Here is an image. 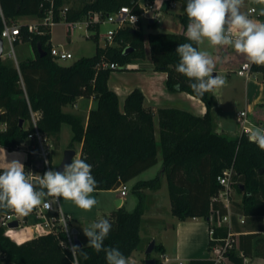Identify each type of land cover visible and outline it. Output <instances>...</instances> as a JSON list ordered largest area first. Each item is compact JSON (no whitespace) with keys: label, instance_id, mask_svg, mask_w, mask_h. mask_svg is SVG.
<instances>
[{"label":"trees","instance_id":"obj_1","mask_svg":"<svg viewBox=\"0 0 264 264\" xmlns=\"http://www.w3.org/2000/svg\"><path fill=\"white\" fill-rule=\"evenodd\" d=\"M176 1L186 3V0ZM0 3L7 21L19 16L43 18L48 6L45 0H0ZM124 6L139 16L143 14L140 0H82L79 7L67 6L65 0H56L54 20L56 24L63 21L59 16L60 10L66 12L64 20L72 22L92 12L106 16ZM260 18L264 22V16L260 15ZM182 22L185 30L179 34H145L138 25L123 28L114 37L115 45H98L94 56L70 66L59 64L52 55V28L40 25V32H43L40 34L30 33L28 25H22L20 40L32 43L36 58L17 65L13 60L0 57V123L7 125L6 130L0 131V146L9 151L23 148L27 152L26 175L37 161L39 149L36 139L29 138L35 134L32 114L37 117V130L48 135L52 145L60 141L65 124L71 127L73 137L69 149L74 150L77 144H82L80 158L92 165L97 191L119 189L155 166L161 154L163 167L160 174L154 179L138 182L133 188L138 201L136 208L130 212L122 206L101 218L112 223L104 245L118 248L127 260L135 252L144 250L140 231L150 204L146 191L158 190L164 177L168 181L172 215L180 221L197 217L207 220L212 199L221 190L217 178L233 166L237 177L241 178L238 190L243 195L242 213L247 218L264 216V151L250 143L247 137L216 133L213 116L216 99L212 91L197 95L190 87L193 81L176 71L179 56L175 50L180 43L189 42L185 37L187 15L182 16ZM149 26L155 28L157 23ZM3 28L0 18V35ZM90 38L98 41L99 36L96 33ZM39 45L46 53L44 56L38 51ZM147 45L155 71L167 74V88L171 92L191 94L202 100L207 108L204 117L176 108L159 109V141L154 111L145 106L142 91H132L121 108L118 95L108 85L112 72L121 69L104 67L114 64L126 70L127 65L146 60ZM194 46L199 49V45ZM252 73H261L264 79V65L252 64ZM176 84H179V90L174 87ZM79 98H94L96 101L86 126L81 116L64 112L65 107L75 104ZM252 117L264 122V114L261 117L252 114ZM214 208L226 212L221 203H215ZM13 213L10 209H0V215ZM5 232L6 229L0 226V264H73L70 250L60 245V241L66 238L60 229L57 233L39 236L21 245L8 238ZM216 236L225 237V230H218ZM87 244L81 248L88 258L78 256L75 264H107L105 253H97ZM213 245L209 243V251ZM156 250L162 251L161 244H156ZM253 256L264 257V238L257 234H240L239 248L234 245L229 253L230 261L244 264L245 258ZM190 264L212 262L209 259L192 260Z\"/></svg>","mask_w":264,"mask_h":264},{"label":"crops","instance_id":"obj_2","mask_svg":"<svg viewBox=\"0 0 264 264\" xmlns=\"http://www.w3.org/2000/svg\"><path fill=\"white\" fill-rule=\"evenodd\" d=\"M162 0H160V3ZM175 5L171 7L169 1H166L164 7L157 10L154 14V19L162 17L163 27L168 32L172 33H182L185 30L184 24L182 22V16H185L186 13L184 8L186 7V3L182 1L174 0ZM1 4V3H0ZM65 5L72 6V7H79L82 5V0H65ZM141 6V4H140ZM264 7V5H260L256 3V0H244V4L241 7V12L248 15L249 18L263 22L260 18L259 11ZM3 9V8H2ZM254 10V12L252 11ZM165 11V12H162ZM22 19H32V21H25L20 23L19 20ZM42 18L38 16H19L15 19H12L10 22H14L20 26L22 25H35L41 21ZM150 21V20H149ZM154 22V23H155ZM150 24V23H149ZM156 28V27H155ZM161 33V32H157ZM100 38V37H99ZM4 40V39H3ZM5 41V40H4ZM207 41V40H205ZM204 41V42H205ZM24 43H31L28 41H23ZM204 42L199 44V50L203 51ZM51 45L52 49L55 46L52 41V32H51ZM103 47V46H102ZM213 49V59L215 60L217 57L219 58L216 62V67L214 72L217 75H228L231 73H236L239 77L246 79V97L248 99L245 109L251 112V114H258V117L264 114V87L261 84L253 83L250 81V77L240 76L238 71L241 69L243 63L249 62L247 57L237 53L232 46H217L212 47ZM148 52V58L144 61H138L126 66L125 69L113 71L108 85L110 90L115 92L119 99L121 108L124 106V102L126 98L131 94L132 91L135 89H139L145 96V106L148 108L153 109L155 114V126H156V138L160 140L159 134V120L157 111L161 108H176L181 109L183 111L189 112L197 117H204L206 114L207 108L204 102L191 94L186 92H171L166 85L167 82V74L164 72H157L154 69V65L150 58V49L149 46H146ZM31 54L30 56H23L21 59L16 58V64L18 65L19 62L32 60L36 58V50L31 43L30 46ZM4 51V49H3ZM2 60H7L6 56L2 55ZM254 73H251V75ZM264 83V79H263ZM250 85L254 86V90L252 93L250 92ZM213 95L216 99V106L213 109V116H214V124H215V131L218 134H225L230 136L226 133L223 128L222 118L219 115V110L223 106V100L220 98V93H216V89L212 91ZM237 105V103H235ZM96 101L94 98H79L75 104L72 105V113L75 115H80L85 123V126L88 121L89 112L91 109L95 108ZM241 110V111H243ZM25 127H28V124H25ZM7 125L0 123V131L6 130ZM63 128V127H62ZM71 128V127H70ZM72 130V129H71ZM239 130V127H238ZM62 131V130H61ZM240 131L236 136L230 137H237L239 136ZM73 137V131H72ZM51 139V138H50ZM52 143V141H51ZM53 146V145H52ZM76 157H81V150L82 144H77L75 146ZM12 159H18L25 167L26 162L28 161V154L22 148L16 151H9L7 148L0 146V169H4L7 165V162L11 161ZM60 165V164H59ZM58 165V166H59ZM57 166V167H58ZM163 167V159L161 154H159L158 163L153 166L152 168L148 169L147 171L143 172L142 174L138 175L136 178L133 179L135 181L134 185L141 181H147L156 178L160 172L162 171ZM151 170V171H150ZM151 172V173H150ZM145 174L147 178L140 176H144ZM155 176V177H154ZM154 177V178H153ZM127 185V184H126ZM101 191L95 190L92 194L98 195ZM109 192L114 193L116 204L120 202V206H117V209L124 206L125 198L128 197L127 194L125 197H121L120 190H109ZM146 194L148 196V200L150 201L149 210L144 215V224L147 223V216H155L157 212L160 211L162 203L166 209L171 213V199L170 193L168 188V181L164 177L161 187L158 190L150 191L147 190ZM60 203V202H59ZM57 205L54 204V207ZM61 206V205H60ZM125 207V206H124ZM92 209L95 210L96 215L100 212L104 211L103 215L107 216L111 214L114 210H105L101 209V207H93ZM82 211L81 208L77 207L75 204L72 205V211L68 208L67 212L68 215L72 216V219H77L80 217V212ZM107 211V212H105ZM234 211L241 212L240 209H235ZM34 212V211H33ZM30 212L27 216L23 215V222H21L20 228L16 231L17 237L19 239H12L18 245H21L31 239L37 238L38 235L35 234L33 226L39 222H35L34 224L28 225L29 217L36 218ZM172 214V213H171ZM79 215V216H78ZM103 216V217H104ZM173 216V215H172ZM97 217V216H96ZM100 217V216H99ZM95 218L97 220L103 218ZM172 223L167 224L164 226L166 229L165 232L172 230L174 233V242L167 244V242L162 241V251L160 252L161 255H166L171 259L170 264H190L192 260H205L210 258V251L208 250L209 243H210V236H209V227L210 224L208 219L204 218H190L185 221H180L176 217L173 216ZM72 229L78 230V237L82 244L88 242V238L82 237V232L80 229L73 227ZM235 230L237 233L240 234H257L259 237L264 238V216L262 217H250L246 218V223L244 225H235ZM141 236V231H140ZM142 237V236H141ZM143 239V238H142ZM237 249L239 248V237ZM240 256L242 253L238 252ZM146 255V254H145ZM148 259H154L151 256H145L140 264H146ZM130 260V259H129ZM155 263H156V259ZM244 264H264V257L253 256L244 259Z\"/></svg>","mask_w":264,"mask_h":264},{"label":"clouds","instance_id":"obj_3","mask_svg":"<svg viewBox=\"0 0 264 264\" xmlns=\"http://www.w3.org/2000/svg\"><path fill=\"white\" fill-rule=\"evenodd\" d=\"M256 3L264 5V0H256ZM243 4L244 0H186L184 11L188 24L185 37L189 42L180 43L175 50L179 56L176 71L193 81L190 87L197 95L203 96L226 83L223 77L213 75L219 58L214 60L209 52L194 46L205 40L212 47L232 46L237 53L246 56L250 64L264 65V22L242 13ZM259 15L264 16V7ZM174 87L179 90L180 86L176 84ZM246 131L248 141L264 151V128L254 127ZM96 186L92 165L81 158L74 157L70 164L64 165L63 171H46L37 184L29 180L24 165L18 159H12L0 171V209L27 216L41 204L50 208L47 198L55 197L70 200L77 207L91 211L98 203L91 195ZM111 229L112 223L108 219L83 227L88 238L86 246L97 253L103 251L107 264H127L118 248L104 245ZM69 250L73 264L78 256L88 258L80 246L72 245Z\"/></svg>","mask_w":264,"mask_h":264},{"label":"built area","instance_id":"obj_4","mask_svg":"<svg viewBox=\"0 0 264 264\" xmlns=\"http://www.w3.org/2000/svg\"><path fill=\"white\" fill-rule=\"evenodd\" d=\"M48 3V6L45 10V15L38 24L29 25L28 30L30 33H40V25L52 28L56 25L54 20L55 15V2L56 0H45ZM170 2V6L175 5L174 0H165ZM160 0H158L149 10H146L145 17L148 18V14L151 11L156 12L160 10ZM254 12V10H252ZM65 10L59 11V16L63 21H65ZM0 18L3 21L4 28L0 35L4 40H7L12 46L13 44L20 40L21 36V26L15 24L14 22L7 21L5 18L4 11L0 4ZM140 22V16L132 11L130 7L124 6L118 11L104 16L101 12H92L88 14L83 19L67 22L69 27L72 30L84 29L87 36L90 38L94 34H98L100 37V26L104 24H111L114 26L113 29L109 30L105 35L106 45L112 46L115 45L114 37L116 33L123 29L129 27H136ZM96 27H99L97 30ZM52 55L55 61L68 60L73 58V55L64 49H61L58 53L52 49ZM247 65V67H246ZM104 67H110L112 69H124V67H119L118 65H104ZM252 73V64L249 62L243 63L241 69L238 71L240 76L250 77ZM238 124H239V136L247 137L246 129L260 127L264 128V122L256 121L252 117L251 112L248 110H243L238 112ZM37 117L32 114V121L35 126V134L29 135V138L36 139L38 143V152L37 160L41 159L44 161V170H52L51 165V139L48 135L40 133L36 128ZM47 161V163H46ZM36 168L35 163L32 164L29 173L27 174L29 180L34 183V181L39 180L40 176H43L41 172ZM237 172L234 167H230L223 171L221 175L218 176L217 180L221 185V190L216 197L212 199V209L208 222L209 227V236L210 242L214 243L210 251L209 260L212 264H227L230 262L229 253L234 248V245L238 243V237L240 233H237L235 230V225H244L246 223V216L241 212L234 211V204L232 201V195L234 192L235 177ZM121 197H125L128 194V188L126 184L122 185L120 188ZM48 202L51 204L50 208L44 207L41 204L36 210L32 213L36 219L40 220L39 223L33 226L35 234L39 236L48 235L51 233H57L59 229L66 235V238L60 241V245L64 249H70L72 245H75L74 234L72 233L73 229L70 226L71 216L65 215L63 212L58 198L48 197ZM221 203L222 207L226 210L225 213H222L221 209H215L214 204ZM54 204L57 206L54 207ZM18 221L19 226L17 228H10L9 224ZM21 222H23V215L19 214H6L0 215V226L6 229L5 235L12 239H19L17 237L16 231L20 228ZM225 230V237H218L217 231ZM171 259L166 255H161L160 259H156L155 264H170ZM182 264V263H180Z\"/></svg>","mask_w":264,"mask_h":264},{"label":"rangeland","instance_id":"obj_5","mask_svg":"<svg viewBox=\"0 0 264 264\" xmlns=\"http://www.w3.org/2000/svg\"><path fill=\"white\" fill-rule=\"evenodd\" d=\"M158 0H140L141 9L143 13H145L146 10H149ZM165 0H162L161 7H164ZM159 11V10H158ZM165 12V11H162ZM25 21H32V19H22L19 20L20 23H23ZM157 26L156 28L149 26V19L145 17L144 14L140 16V23L137 27H141L143 32L145 34L148 33H157V32H168L163 27L162 17L159 16L158 19H156ZM69 24L66 21H61L60 23L54 25L52 27V41L55 45L53 47V50L55 52H59L61 49H64L66 51H69L73 58L68 60H60L58 61L59 64L64 66H70L77 62L78 60H81L86 57H92L96 53L97 46H105V35L107 32L114 28L111 24H104L100 26V38L98 41L95 39L89 38L86 34V31L84 29L80 30H72L69 26ZM31 43H24L23 40H20L18 43L13 44V46L7 41H4V51L3 55L6 56L7 60H13L16 63V58L21 59L23 56H30L31 50H30ZM203 51L209 52V54L213 55V49H211L208 41L204 42L203 45ZM223 77L226 81L223 87L216 89V93H220V98L223 100V106L219 110V115L222 118L223 122V128L226 131L227 134L230 136H236L239 132L238 127V112L245 109L247 104V97H246V79L239 77L236 73L226 74V75H220ZM250 81L255 82L258 84L263 85V75L261 73H254L250 75ZM254 90V86L250 85V92ZM237 103V105H235ZM65 113L75 114L72 113V105H69L64 108ZM80 116V115H79ZM72 141V130L69 125L65 124L62 128V131L60 133V141L57 145H53L51 147V164L53 167L58 166L61 164L65 152L69 149V145ZM52 167V168H53ZM151 171V170H150ZM151 173V172H150ZM145 174L144 176H140V178H147ZM155 177V176H154ZM153 177V178H154ZM235 185H234V192L232 195V201L235 206V209L241 208V202L243 195L238 190V185L241 182V178L235 177ZM135 181L131 180L127 183L128 188V197L125 198L124 206L127 211H133L137 204V197L135 196L133 192ZM95 199L98 201V203L95 205V207L99 206L101 209L105 210H114L117 209L115 194L109 191H101L98 195L91 194ZM58 201L60 202L61 208L65 215H68L67 212L68 208L72 211V205L74 204L70 200H64L63 198H58ZM162 203L160 211L156 213L155 216H147V223L144 224V227L141 230V238H143L144 243V250L138 251L133 254V256L130 258V260H127V264H140V262L145 258V251L149 244L152 241H156V244H161L162 241L169 243H173L174 241V233L172 230L166 231L164 228L165 225L172 223L173 216L168 211V209L165 208V206ZM104 211L100 212L98 215H96V212L94 209H91V211H85L82 209V211L79 213L80 217L77 219H72L71 216V222L70 226L71 228L75 227L77 229H80L82 232V237H85L83 233V227L90 226L94 221L95 218L103 217ZM107 212V211H105ZM79 216V215H78ZM97 216V217H96ZM100 216V217H99ZM35 222H40V220L29 217L28 219V225L34 224ZM170 243V245H171ZM161 251L155 250L154 253L151 255L154 259H160ZM184 264H187L184 262ZM227 264H234L233 262H228Z\"/></svg>","mask_w":264,"mask_h":264},{"label":"water","instance_id":"obj_6","mask_svg":"<svg viewBox=\"0 0 264 264\" xmlns=\"http://www.w3.org/2000/svg\"><path fill=\"white\" fill-rule=\"evenodd\" d=\"M154 14H155L154 11H151L148 14V18L150 20L149 21L150 24H153L155 22ZM3 49H4V40H3L2 37H0V57H2V55H3ZM38 51L41 54V56H44L46 54V53H43V50L41 49L40 45L38 46ZM213 75L215 76V75H217V73L214 72ZM20 125L23 126V121H21ZM74 157H76V151L73 150V149H68L65 152V156H64L61 164L55 170L56 171H63L64 165L65 164H70ZM35 166H36V168L38 170L43 171L44 170V161L41 160V159L37 160L35 162ZM117 206L118 207L120 206V202L117 203ZM18 226H19V222L18 221H14V222L9 224L10 228H17ZM72 233L74 234L75 245L82 247L83 244H82V242L80 241V239L78 237V230L73 229ZM155 250H156V241H152L149 244V246L147 247L146 251H145L146 256H148V257L151 256L154 253ZM146 264H155V260L154 259H148L146 261Z\"/></svg>","mask_w":264,"mask_h":264}]
</instances>
